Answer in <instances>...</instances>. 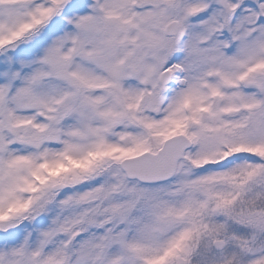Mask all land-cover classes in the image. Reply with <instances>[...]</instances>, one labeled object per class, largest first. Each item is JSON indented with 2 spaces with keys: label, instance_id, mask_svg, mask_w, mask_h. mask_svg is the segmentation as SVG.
Returning <instances> with one entry per match:
<instances>
[{
  "label": "snow or ice",
  "instance_id": "6c2138e0",
  "mask_svg": "<svg viewBox=\"0 0 264 264\" xmlns=\"http://www.w3.org/2000/svg\"><path fill=\"white\" fill-rule=\"evenodd\" d=\"M0 264H264V0H0Z\"/></svg>",
  "mask_w": 264,
  "mask_h": 264
}]
</instances>
